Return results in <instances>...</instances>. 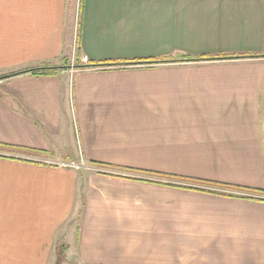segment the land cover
Instances as JSON below:
<instances>
[{
    "label": "crops",
    "instance_id": "1",
    "mask_svg": "<svg viewBox=\"0 0 264 264\" xmlns=\"http://www.w3.org/2000/svg\"><path fill=\"white\" fill-rule=\"evenodd\" d=\"M58 257L264 264V0H0V264Z\"/></svg>",
    "mask_w": 264,
    "mask_h": 264
},
{
    "label": "trees",
    "instance_id": "2",
    "mask_svg": "<svg viewBox=\"0 0 264 264\" xmlns=\"http://www.w3.org/2000/svg\"><path fill=\"white\" fill-rule=\"evenodd\" d=\"M199 59L200 58H184L183 60H199ZM143 62H157V61L148 60V61H143ZM129 63H133V61L92 62V63H88V64L83 65V66H103V65H113V64H115V65H123V64H129ZM41 68H43V67H41ZM51 68L54 69L56 67H51ZM29 70H35V69H29ZM29 70L26 69L25 71H29ZM14 74H17V73H10V74L4 75L2 77L11 76V75H14ZM191 180H193L195 182L205 183V184L206 183L215 184L217 186H221V187L223 186V187H226V188H237V189L242 188V189H244L243 187H234L232 185H224V184H221V183H211V182H208V181H205V180H201V179H191ZM61 260H62V257H58L55 264H60Z\"/></svg>",
    "mask_w": 264,
    "mask_h": 264
},
{
    "label": "rangeland",
    "instance_id": "3",
    "mask_svg": "<svg viewBox=\"0 0 264 264\" xmlns=\"http://www.w3.org/2000/svg\"><path fill=\"white\" fill-rule=\"evenodd\" d=\"M65 260L67 261L68 259H65V258L63 259V258H62L61 262H66ZM72 260H73V259H72ZM72 260H71V259H69V262L71 263V262H72ZM74 260H75V259H74ZM61 262H60V263H61Z\"/></svg>",
    "mask_w": 264,
    "mask_h": 264
},
{
    "label": "built area",
    "instance_id": "4",
    "mask_svg": "<svg viewBox=\"0 0 264 264\" xmlns=\"http://www.w3.org/2000/svg\"><path fill=\"white\" fill-rule=\"evenodd\" d=\"M83 59L85 60V57H83Z\"/></svg>",
    "mask_w": 264,
    "mask_h": 264
}]
</instances>
